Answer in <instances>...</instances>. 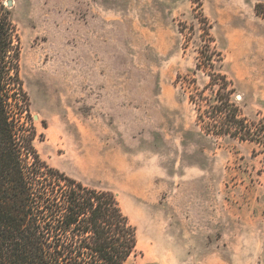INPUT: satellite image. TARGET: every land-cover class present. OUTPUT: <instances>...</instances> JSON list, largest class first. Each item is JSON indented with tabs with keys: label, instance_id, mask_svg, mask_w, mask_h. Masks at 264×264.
<instances>
[{
	"label": "rangeland",
	"instance_id": "374dc122",
	"mask_svg": "<svg viewBox=\"0 0 264 264\" xmlns=\"http://www.w3.org/2000/svg\"><path fill=\"white\" fill-rule=\"evenodd\" d=\"M8 1L33 147L115 196L127 264H264V147L206 135L190 103L210 45L242 115L264 118V0Z\"/></svg>",
	"mask_w": 264,
	"mask_h": 264
},
{
	"label": "trees",
	"instance_id": "16d2710c",
	"mask_svg": "<svg viewBox=\"0 0 264 264\" xmlns=\"http://www.w3.org/2000/svg\"><path fill=\"white\" fill-rule=\"evenodd\" d=\"M6 1L0 0V264H127L136 233L115 196L50 168L33 147L19 37ZM255 12L264 19L263 4ZM201 21L208 32L206 18ZM221 61L210 45L199 52L196 70L209 83L190 96L197 124L206 135L264 147V118L242 115L231 82L216 70Z\"/></svg>",
	"mask_w": 264,
	"mask_h": 264
},
{
	"label": "water",
	"instance_id": "95a60500",
	"mask_svg": "<svg viewBox=\"0 0 264 264\" xmlns=\"http://www.w3.org/2000/svg\"><path fill=\"white\" fill-rule=\"evenodd\" d=\"M6 6L11 7V6H12V3H11L10 1H7V2H6ZM236 98H237V99H240V96H237ZM35 119H36V118H35Z\"/></svg>",
	"mask_w": 264,
	"mask_h": 264
},
{
	"label": "bare ground",
	"instance_id": "6f19581e",
	"mask_svg": "<svg viewBox=\"0 0 264 264\" xmlns=\"http://www.w3.org/2000/svg\"><path fill=\"white\" fill-rule=\"evenodd\" d=\"M36 63V62H35Z\"/></svg>",
	"mask_w": 264,
	"mask_h": 264
}]
</instances>
